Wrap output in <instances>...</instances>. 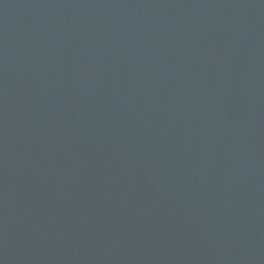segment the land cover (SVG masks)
<instances>
[{"label": "water", "instance_id": "95a60500", "mask_svg": "<svg viewBox=\"0 0 264 264\" xmlns=\"http://www.w3.org/2000/svg\"><path fill=\"white\" fill-rule=\"evenodd\" d=\"M0 264H264V0H0Z\"/></svg>", "mask_w": 264, "mask_h": 264}]
</instances>
